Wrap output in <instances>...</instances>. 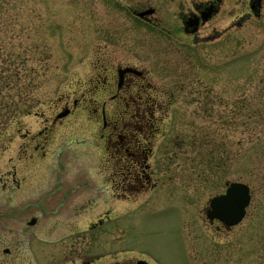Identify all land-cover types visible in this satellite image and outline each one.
I'll use <instances>...</instances> for the list:
<instances>
[{
	"label": "rangeland",
	"instance_id": "1",
	"mask_svg": "<svg viewBox=\"0 0 264 264\" xmlns=\"http://www.w3.org/2000/svg\"><path fill=\"white\" fill-rule=\"evenodd\" d=\"M121 3L0 0V264H264V4L217 40L168 43L132 29ZM119 63L148 70L160 130L153 186L116 201L81 103ZM75 99L63 126L32 141L40 116ZM229 181L252 199L225 227L206 210Z\"/></svg>",
	"mask_w": 264,
	"mask_h": 264
},
{
	"label": "flooded vegetation",
	"instance_id": "2",
	"mask_svg": "<svg viewBox=\"0 0 264 264\" xmlns=\"http://www.w3.org/2000/svg\"><path fill=\"white\" fill-rule=\"evenodd\" d=\"M121 2L119 7L136 22L130 25L132 29L140 26L147 31L152 30L147 33L154 35L146 38L168 43L217 40L227 32L228 27L242 26L250 17L259 19L264 4V0H236L246 11L233 14L235 5L231 0ZM216 20H229V26L221 29L217 24L210 25ZM106 70L104 65L102 73L93 79L94 97L83 100L81 110L92 113L87 121L93 127L100 126L98 139L102 149L103 167L109 172L100 185L110 188L111 198L114 200H130L135 194L150 190L154 183L152 157L157 140L155 136L160 130V121L154 111L159 103L154 100L149 90L153 86L149 72L141 65L119 63L113 68L111 76H108ZM103 96L108 97L113 109L107 107V100ZM91 99L97 103L92 110L89 109ZM78 103V99H75L73 107L66 105L63 110L67 114L63 117H58L59 113L49 118L40 116L43 119L42 126L32 134V141L35 142L44 135L49 136L56 127L63 126L64 120L78 107ZM28 133L29 130L25 134ZM117 258L115 256L114 263L126 264Z\"/></svg>",
	"mask_w": 264,
	"mask_h": 264
},
{
	"label": "water",
	"instance_id": "3",
	"mask_svg": "<svg viewBox=\"0 0 264 264\" xmlns=\"http://www.w3.org/2000/svg\"><path fill=\"white\" fill-rule=\"evenodd\" d=\"M227 185L225 193L210 200V209L207 214L210 219L218 218L226 225L231 226L237 224L244 217L251 194L250 187L246 183L233 181ZM34 222L35 220L32 219L31 223Z\"/></svg>",
	"mask_w": 264,
	"mask_h": 264
},
{
	"label": "trees",
	"instance_id": "4",
	"mask_svg": "<svg viewBox=\"0 0 264 264\" xmlns=\"http://www.w3.org/2000/svg\"><path fill=\"white\" fill-rule=\"evenodd\" d=\"M249 109H251L250 112V116H257L258 118L261 117L263 115V112H261L260 106L257 105L256 107H254V109L252 107H250ZM255 111V112H254ZM254 112V114H253Z\"/></svg>",
	"mask_w": 264,
	"mask_h": 264
}]
</instances>
